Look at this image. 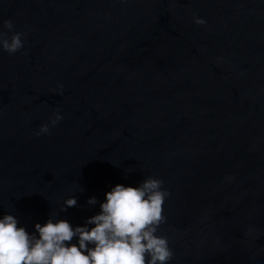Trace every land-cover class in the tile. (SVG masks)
<instances>
[{
  "label": "water",
  "instance_id": "1",
  "mask_svg": "<svg viewBox=\"0 0 264 264\" xmlns=\"http://www.w3.org/2000/svg\"><path fill=\"white\" fill-rule=\"evenodd\" d=\"M7 20L0 216L83 225L155 177L170 264H264V0H0Z\"/></svg>",
  "mask_w": 264,
  "mask_h": 264
},
{
  "label": "clouds",
  "instance_id": "2",
  "mask_svg": "<svg viewBox=\"0 0 264 264\" xmlns=\"http://www.w3.org/2000/svg\"><path fill=\"white\" fill-rule=\"evenodd\" d=\"M194 22L206 23L202 18ZM4 28L13 35L0 32V48L15 55L24 48V34L14 31L11 20ZM62 119L57 112L36 134H49ZM169 196L163 181L155 177L136 186L117 184L106 192L99 212L83 225L51 215L32 231L7 212L0 216V264H170L173 250L167 236L159 234ZM87 203L95 206L98 200L91 197ZM77 204L73 195L64 200L61 211Z\"/></svg>",
  "mask_w": 264,
  "mask_h": 264
}]
</instances>
